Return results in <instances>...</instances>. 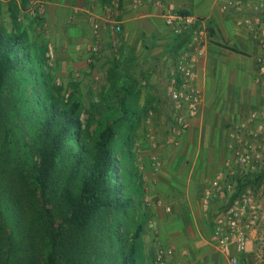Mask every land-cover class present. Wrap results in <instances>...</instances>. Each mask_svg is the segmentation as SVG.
Wrapping results in <instances>:
<instances>
[{
    "label": "trees",
    "instance_id": "trees-1",
    "mask_svg": "<svg viewBox=\"0 0 264 264\" xmlns=\"http://www.w3.org/2000/svg\"><path fill=\"white\" fill-rule=\"evenodd\" d=\"M7 1L12 28L0 25V264H141L152 213L130 164L138 92L109 88L102 98L108 103L91 110L77 84L65 97L46 70V39H30L18 19L32 0ZM29 16L34 31L43 25L36 9ZM173 37L179 51L190 33ZM263 179L264 168L253 180L238 178L236 194Z\"/></svg>",
    "mask_w": 264,
    "mask_h": 264
},
{
    "label": "crops",
    "instance_id": "crops-1",
    "mask_svg": "<svg viewBox=\"0 0 264 264\" xmlns=\"http://www.w3.org/2000/svg\"><path fill=\"white\" fill-rule=\"evenodd\" d=\"M258 1L166 0L173 9L189 11L201 22H209L214 32L206 46V57L196 70L194 84L204 95L198 115L181 138L180 152H177L179 147L173 149L163 142L161 154L166 164L159 170L156 185L150 186L151 192L161 196L172 209L170 216L166 218L162 215V219L158 216L156 223L162 241L172 244L175 264H227L210 240L214 226L212 215L223 210L226 201L217 198L209 202L207 209L203 206L204 192L210 188L211 180L219 175L226 179L235 178L226 168L227 159L217 149L200 151L201 142L205 140L213 145L227 140L220 123L214 126L207 119V76L210 66L217 63V69L223 72V77L231 78L234 65L239 63L242 56L222 49L217 44L236 48L239 42H246L241 34L244 28L237 19L251 16L253 13L250 7ZM2 2L6 5L8 1ZM154 2L155 0H125L121 8H118L115 4L101 5L99 0H45L42 18L49 49L56 61L63 62V70L66 71L75 68L84 74H90L91 65L86 64L87 49L97 36L101 49L94 58L91 75L102 77L111 67L112 55L109 48L118 43L117 46L123 50L118 71L142 74L148 80V95L162 96L163 103L159 106L164 114L159 120V127L163 137V131L168 126L167 118L171 113V101L167 93L169 70L187 44L177 50L174 37L163 26L162 8ZM229 2L233 6L222 10ZM236 2H240L239 9L234 8L237 6ZM3 11L2 7L0 13L5 15ZM93 24L98 26L96 32ZM116 24L122 29L117 35L112 30ZM93 102L94 107L104 105L98 98ZM213 128L214 133L211 135ZM203 130L206 133L202 135ZM144 178L150 183L148 174L144 173ZM222 203L223 206L219 209ZM258 234V227L251 228L247 233L246 251L241 254L246 264H262L256 244Z\"/></svg>",
    "mask_w": 264,
    "mask_h": 264
},
{
    "label": "rangeland",
    "instance_id": "rangeland-1",
    "mask_svg": "<svg viewBox=\"0 0 264 264\" xmlns=\"http://www.w3.org/2000/svg\"><path fill=\"white\" fill-rule=\"evenodd\" d=\"M42 1L44 2L45 0ZM124 1L125 0H123L122 3H124ZM236 3H238V6L240 5V2ZM113 4L117 5L118 8H121L122 6V4L119 5L117 2H113L112 5ZM6 6L7 4L5 5L0 1V10L3 7V12H5V15L4 13L3 15L0 13V25L7 31H10L12 24ZM238 6L234 8L239 9ZM250 8L253 13L251 16L238 17L237 19L241 27L244 28V32L241 34L244 35L242 38L243 40H246V42H239L238 46L235 48L243 54L241 55V59H239V63L234 65L235 70H232L231 78L228 79L223 77V72L217 69V63H213L210 66V72L207 76L206 98L209 105L207 119L209 122H212L214 126L217 125L218 122L220 123L227 140H224L223 143L220 142L218 145H213L211 144L212 142L206 143L205 140L201 142L200 147L201 152H210L211 150H214L212 148H215L221 156H224L227 161H229L230 165L228 167L226 166V168L228 169V172L235 173L236 176L232 179L233 182L238 178L243 179L246 177L253 180L254 177L264 168V0H259L257 4ZM29 18L30 16L27 13H20L18 18L21 21L20 23L23 24V27H21L24 29L28 37L33 40L36 36H42L47 41L44 24H41V26L37 27L36 31H34L32 26H30ZM209 25L212 27L211 24ZM117 44L109 48L112 55V60L110 62L111 67L102 75V77L97 74L95 76L91 75L94 67L93 63L87 64L86 62L88 66L91 65V68L89 67L91 72L88 75L75 68L67 69V71L63 70L64 67L62 61H56L54 56L52 59L48 56L49 45L47 46L48 50L46 53V70L54 77L56 86L63 89L65 97H67L68 93L72 90L73 84H77L87 110L93 109L91 108V105H95L92 104L94 103L93 101L95 98L104 102V105L101 106L100 109L104 107L108 102L103 100L105 99L103 97L107 96L110 91L109 88L120 89L121 87L126 86L127 90L131 93L138 92L139 101L134 105V109L138 111L140 119L135 123L136 127L133 131L132 142L130 143V164L133 167V170L137 171L141 180L143 204L148 207L152 213V218L146 221L144 232L142 234L141 264H157L156 257L160 249H172V255L166 259V263L175 264L173 263L174 250L172 244L166 240L162 241L156 223V218L158 216H161V219L162 215L167 218L171 215L172 209L170 208V213H166L164 208H157L154 205L148 206L145 203V197H149L152 201L157 199L160 200L164 206H167L164 199L158 194L152 193L150 188V186L154 187L156 185L155 181H158L159 170L163 169L166 164L161 154L165 136L164 132H166V130L164 129V135L161 137L162 132L161 127H159V120L164 114L159 106L163 103L162 96L158 94L152 96L148 95V80L144 79L142 74H131L128 71L127 73H121L118 71V65L122 62L123 50L119 48ZM94 58L95 56L93 57V61ZM222 65L225 64L223 63ZM199 92L203 101L204 95L201 91ZM128 94L123 93L122 95H125L126 97L125 105L131 108L134 103L131 100V96ZM116 102H112V105L117 106V109H119ZM154 104H156V106H154ZM167 109H169V107H167ZM149 110H153L154 112L150 123L155 134L156 145L158 146L157 154L162 160V167L157 171L152 168L150 162L153 149L147 138L149 126L147 125L146 120L147 112ZM252 116H254V118H252ZM86 118V113L81 115L83 122ZM241 125H244V127L241 128ZM258 125H261V129L258 128ZM93 128L94 126L90 127L91 130ZM202 132V135L206 133L204 130ZM213 133L214 128L211 135ZM234 133L238 135V139L241 142H248V144L252 145L253 151L250 168L243 177L239 175L240 170L235 166L233 149L239 147L241 143L230 137V135ZM176 149H178V147ZM177 152H180V147ZM144 173L150 176V183L145 180ZM210 182H212V180ZM243 190L251 191L255 204L258 207V220L255 227H258L259 234L256 244L260 251L259 254L263 264L264 179L261 182L249 184V186H246L241 191ZM222 206L223 203L219 205V209ZM216 214L212 215V219L215 218Z\"/></svg>",
    "mask_w": 264,
    "mask_h": 264
},
{
    "label": "built area",
    "instance_id": "built-area-1",
    "mask_svg": "<svg viewBox=\"0 0 264 264\" xmlns=\"http://www.w3.org/2000/svg\"><path fill=\"white\" fill-rule=\"evenodd\" d=\"M3 1V0H0ZM155 5L162 8L163 26L173 35L180 36L184 32L190 33V39L179 57L169 70L167 93L171 101V113L168 116V126L166 128L164 143L170 147L177 148L181 138L190 128L191 121L195 119L199 112L201 95L195 86L196 70L198 65L203 62L207 53V43L210 40L209 26L206 23L198 22L197 18L189 15H182L175 12L166 0H155ZM32 7L28 13L34 15L36 9L39 15H43L44 3L42 0H32ZM235 5L238 6V3ZM233 6L232 2L222 7V10ZM94 32L98 26L93 24ZM115 35L122 29L116 24L112 28ZM101 49L100 40L95 36V42L91 44L88 51L87 64L93 63V57ZM48 56L52 59L53 55L49 49ZM153 110L147 112V125L149 126L147 138L151 143L153 154L150 158L152 168L157 171L162 167V160L157 154L156 139L151 126ZM264 116V115H263ZM254 118V116H252ZM244 125H241L243 128ZM261 129V125H258ZM231 138L238 140L237 134H231ZM237 148L233 149L235 166L239 168V175L243 177L250 168L252 158V145L248 142H241ZM231 147V146H229ZM233 148V147H231ZM227 167L230 165L226 162ZM230 175L236 176L234 172ZM224 199L225 207L218 212L214 218V226L211 234V242L217 252L225 258L227 264H246L242 260L241 254L246 251L248 231L255 227L258 220V207L255 204L253 194L250 190H243L236 194V185L232 179H226L223 175L215 177L210 188L204 192L203 206L207 209L209 202L214 199ZM146 205H154L157 208H164L166 213H170V207L164 206L160 200H153L145 197ZM234 251V252H233ZM172 249H160L156 260L157 264H167L166 259L171 257Z\"/></svg>",
    "mask_w": 264,
    "mask_h": 264
}]
</instances>
